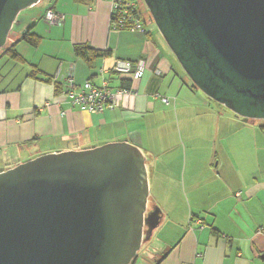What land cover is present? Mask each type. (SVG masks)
I'll return each instance as SVG.
<instances>
[{"label":"crops","instance_id":"0c3cea01","mask_svg":"<svg viewBox=\"0 0 264 264\" xmlns=\"http://www.w3.org/2000/svg\"><path fill=\"white\" fill-rule=\"evenodd\" d=\"M111 7V0H43L20 13L10 36L25 64L0 59V155L31 160L129 144L145 159L151 194L169 204L161 224L175 226L155 264H264V130L193 89L148 18L144 33L114 31ZM50 9L61 21L45 20ZM27 31L41 38L38 48L20 41ZM76 45L106 56L89 66ZM117 60L145 62L131 110L75 106L66 80L120 88Z\"/></svg>","mask_w":264,"mask_h":264},{"label":"water","instance_id":"95a60500","mask_svg":"<svg viewBox=\"0 0 264 264\" xmlns=\"http://www.w3.org/2000/svg\"><path fill=\"white\" fill-rule=\"evenodd\" d=\"M0 0V51L20 13ZM191 82L210 100L264 121V0H143ZM126 143L45 154L0 173V264H132L162 221L145 217L148 182ZM143 227H146L145 238Z\"/></svg>","mask_w":264,"mask_h":264},{"label":"built area","instance_id":"2783aa9c","mask_svg":"<svg viewBox=\"0 0 264 264\" xmlns=\"http://www.w3.org/2000/svg\"><path fill=\"white\" fill-rule=\"evenodd\" d=\"M111 6V26L114 31L145 32L135 0H111ZM45 20L52 24L61 21V18L50 9L45 14ZM145 72L143 60H117L113 68L117 77H129L134 82L141 80ZM65 84L73 104L85 108L91 114L118 108L131 110L136 94L133 89L112 88L108 82H104L102 87H96L91 82L78 86L74 78L69 77ZM79 87L80 91L77 90ZM161 101L169 104L168 98H162Z\"/></svg>","mask_w":264,"mask_h":264},{"label":"rangeland","instance_id":"374dc122","mask_svg":"<svg viewBox=\"0 0 264 264\" xmlns=\"http://www.w3.org/2000/svg\"><path fill=\"white\" fill-rule=\"evenodd\" d=\"M135 1L138 3L139 14H140L141 20L147 19L149 17V15L151 16V14H150V12H149V10H148V8H147V6L143 0H135ZM143 22H144V20H143ZM11 44H12V37L9 36V40L7 42V45L0 52L2 53V51H4ZM216 104H217V106H219V108H223V110H226V112H228V113L232 112L226 106L220 105L218 103H216ZM120 109H122V108H120ZM232 114H235V113L232 112ZM256 121H257L258 126L264 125L263 120H256ZM199 149H200V146H199L198 150ZM22 159H23V155H21V154H18V155H16V154H12V155L2 154V155H0V171L4 172V171H7L11 168H14V165L19 163V161ZM152 189L153 188H150V186L148 185L147 208L148 207L151 208V206L154 205V206H157L159 209H162V210L166 209L167 214H168L169 204L160 202L159 198H158V196H156V194L155 195L151 194ZM181 189L183 191V188H181ZM167 192H168L167 188H164V193L167 194ZM180 195H181V192H180ZM156 198L158 200H155ZM180 202L182 204H184V208H183V210H184L188 206V204H186L185 201H184L185 203H183V201H180ZM181 215H182V210L180 209L179 210V216L181 217ZM180 217L178 219H180ZM173 229H175V226H173L172 223H169L167 221V219H165L163 221V223L157 229H155L151 239L147 242H143L141 248L137 252V259L135 260L134 264H155L157 259H160L162 257L161 253L167 250L164 243L166 241H169V239H171V237H173V235H174V234H172ZM143 237L145 238V227H143Z\"/></svg>","mask_w":264,"mask_h":264},{"label":"trees","instance_id":"16d2710c","mask_svg":"<svg viewBox=\"0 0 264 264\" xmlns=\"http://www.w3.org/2000/svg\"><path fill=\"white\" fill-rule=\"evenodd\" d=\"M76 1L77 2H83L84 0H76ZM137 5H138V3H137ZM148 18H149L150 21L153 22V24H155L153 19H152V17L150 15H149ZM144 25H145V21L143 22V27H144ZM144 31H145V29H144ZM20 41L26 42L27 44H29L33 48H38L40 46V44H41V38L38 35L32 33L31 31H27L23 35V37L20 39ZM74 53H75V55L78 58L82 59L89 66H92L101 57H105L106 56V53H102V52L93 50L92 48H90L88 46H85V45H76L74 47ZM4 57H7L9 60H12V61H14L16 63L23 64V65L25 64V61L23 60V58L16 51V44H11L4 51H2V53L0 52V59L4 58ZM30 76L36 78V75L34 73H31ZM119 80H120V88L121 89H127V90L128 89H132V85H133L134 81L131 78H129V77L120 78L119 77ZM192 86H193V89H195L197 91H200L193 83H192ZM60 90H61V86L57 85L56 86V91L59 92ZM215 104H216V102H215ZM245 120L246 121H250L252 123L255 122L254 120H248V119H245ZM260 129L264 130V125H261ZM29 159L30 158H28V157H24L22 160L19 161V163L14 165V167H16L17 165H19V164H21L23 162L28 161ZM1 172L2 171H0V173ZM213 233L215 234L216 232L213 230ZM136 259H137V257H136ZM132 264H134V262Z\"/></svg>","mask_w":264,"mask_h":264},{"label":"flooded vegetation","instance_id":"af4514ba","mask_svg":"<svg viewBox=\"0 0 264 264\" xmlns=\"http://www.w3.org/2000/svg\"><path fill=\"white\" fill-rule=\"evenodd\" d=\"M152 207L153 206H151V208H149V207L147 208L146 213H145V217H147L148 214H150L152 212ZM146 230H147V228L145 227V232H146Z\"/></svg>","mask_w":264,"mask_h":264}]
</instances>
